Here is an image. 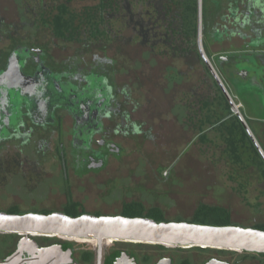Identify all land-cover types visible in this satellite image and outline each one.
I'll use <instances>...</instances> for the list:
<instances>
[{
	"label": "flooded vegetation",
	"instance_id": "1",
	"mask_svg": "<svg viewBox=\"0 0 264 264\" xmlns=\"http://www.w3.org/2000/svg\"><path fill=\"white\" fill-rule=\"evenodd\" d=\"M60 1L63 0H19V20L12 21L0 12V41H11V45L0 48V72L6 71L10 55L20 46L27 50L21 77L24 81L30 80L28 87L21 90L24 96L19 99L17 112L0 114V213L118 216L122 214L121 211L112 214L110 210H90L91 197L95 203H104L110 196L119 194L121 163L125 161L129 164L130 160L142 156L147 145H168L162 112H157L155 108L147 111L144 106L137 107L133 96L137 87L145 97L149 94L147 87H141L145 85L144 78L129 77L128 83L122 84L121 65L108 56L106 49H93L94 42L76 43L78 47L71 54L60 56L65 51H56L53 47L56 46L54 41L62 40L40 25L41 15ZM170 1H128L133 41L148 47L147 53L153 60L170 57V63L174 64L187 58L199 67L202 54L199 41L202 40L204 51L211 55L224 86L237 100L245 101L247 107L255 106L258 116L255 122L264 125V0H211V16L207 25L201 23L202 33L195 13L193 35L184 34L181 19L178 18L180 11L176 6V14H173ZM182 1L176 0V4L180 6ZM195 4L197 9L198 0H195ZM171 15L173 20L177 18L176 24L180 23V35L169 43L168 34L162 33V23L166 26ZM112 17L114 20L121 18L115 13ZM29 25H33L34 30L30 31ZM79 35L75 37L82 39L83 35ZM113 35L117 37L119 33ZM186 39L190 41L187 44ZM41 40L45 42L41 44ZM172 44H176V48ZM151 61L150 58L147 60ZM169 73L180 80L179 83L173 82L172 87L179 90L187 79L184 72L171 66ZM56 80L64 85L58 95L52 87ZM34 84L35 88L32 87ZM178 90L171 100L173 106L185 103L183 90L180 95ZM11 93L13 91H6L8 96ZM61 96L64 97L61 98L64 105L54 107ZM247 97L252 100L251 104L247 102ZM14 99L15 96L8 100L11 102ZM78 103H82V110L78 108ZM73 106L77 107L78 113L71 111ZM170 116L166 114L165 119L169 123H176L179 134L177 143L184 144L185 126L191 123V119L194 125L189 130L196 135L170 166L157 167L155 181L164 185L172 180L173 169L179 166L190 146L200 148L198 114L193 117L185 107L180 119L174 115L171 119ZM245 129L241 128L244 140L249 141L260 155ZM163 170L166 175L159 176ZM101 242L99 261L95 243L91 242L94 253L79 252V255H75L74 249L73 257L77 264H132L131 261L133 264H175L171 255L157 257L153 262L140 261L127 247H148L166 253L182 250L156 245ZM106 243L124 246H111V251L106 252ZM209 251L264 258L259 254ZM246 260L244 257L233 262L209 257L202 264L208 261L246 264ZM257 264H264V260Z\"/></svg>",
	"mask_w": 264,
	"mask_h": 264
},
{
	"label": "rangeland",
	"instance_id": "2",
	"mask_svg": "<svg viewBox=\"0 0 264 264\" xmlns=\"http://www.w3.org/2000/svg\"><path fill=\"white\" fill-rule=\"evenodd\" d=\"M18 1L0 0V12L2 15L10 18L12 21L19 20L20 11ZM204 2L208 4L206 7H208L210 12L211 0H204ZM95 4H97L96 0H80L71 3L70 7H72L76 14H79L82 8L91 5L94 6ZM123 6L124 2L120 5L122 15L120 16V23L122 26L118 25L117 20H114L111 15H106L108 24H111V28L120 34L117 37L115 36L114 40L110 37L111 40L108 39L106 42L102 40L95 41L92 48L95 50L98 48L106 49L108 56L119 62L122 67L120 75L122 84L128 83L129 77L133 79H137L138 77L144 78L145 85L141 87H147L149 94L145 97L144 93L137 87V91L133 93V96L136 98L137 107L144 106L147 111L155 108L157 112H162L164 132L167 133L168 138L165 141L168 142V145L164 142V144L147 145L143 149L142 156H137L134 160H130V162L127 160L129 164L125 161L122 162L119 194H115L113 197L110 196L104 203H95L91 197L88 208L90 210H110L112 214H117L120 211L122 214L131 212L135 215L153 216L160 221L192 223L197 220L208 219L211 221H221L223 225L243 228H263L264 163L262 160L264 161V125H259L257 127L258 133H254L252 125L249 124L250 120L247 118L248 115L244 111L245 109L242 110L244 107L240 108V116L238 117L241 118L242 123L246 126L250 134V139L251 141L253 140L252 142L260 155L252 148L250 142L246 141V139L244 140L241 135H236V133L230 135L222 127L221 132L225 131L224 134L229 135V137L224 138L222 135H218L217 131L205 132L208 131L206 124L200 127L198 125V130L200 131V148L190 146L179 166L173 169V173L171 174L172 180L169 181L168 185L158 184L155 181L157 167L161 166L166 168L170 166L172 161H174L189 142L192 141L194 135H196V133L189 130L194 125V121L191 119V123H187L185 126L184 144L177 143V136L179 137L178 127L175 122L169 123L165 119V115L168 114L170 116V112L172 117L176 116L179 119L181 118L182 114H184L185 107L188 108L187 103L193 101L192 88L198 92L195 94V97L198 98L194 100L197 104V99H199V115L201 120L202 115L207 116V114H210L213 117V113L207 112V110H210V107H207L203 111V114L200 109L202 108L201 102L204 104H206L205 101L209 104L212 102L214 90L219 92L222 103L226 107V110L221 113V116L216 117L220 119L225 118L222 126L232 127L237 116L230 112L229 106L221 94L218 84L212 78L209 66H212V69L217 75L219 74L211 60V55L209 56L204 51L202 40L199 41L203 56L199 58V67L192 59H189V61L187 58H185L184 62H176L175 64H171L168 58L162 60L156 58L153 60L148 54V47L133 41V30L129 26H125L128 16L123 11ZM202 12V1L198 0L196 13L200 32L202 31ZM23 27H21L20 31ZM82 27L84 29L85 25ZM29 29L30 31L34 30V26L29 25ZM24 32L26 31L24 30ZM44 42L45 40H41V44ZM10 43L11 41H0V48L7 47V45H11ZM54 43H56V46L53 48L56 51H65L60 53V56H67L78 47L76 43L70 41H54ZM235 43L237 44L238 42ZM213 49L220 52L217 47ZM149 58L152 60L151 62H147ZM171 66L184 72L187 78L179 90L178 88L174 90L172 88L174 87L173 82L179 83L180 80L176 76L171 77L172 73H169ZM161 75H163V79H161ZM181 89L184 95L189 97V101L187 99L185 100L186 103H179L173 106L171 101L172 97H175V93L177 94L176 90H178L180 95L182 93ZM226 90L228 91L227 88ZM246 99L251 104L252 100L249 97ZM174 101L175 103L177 102V100ZM254 107L251 106L250 112ZM190 108L192 112V103ZM215 134L218 135L217 138L214 137ZM219 138L222 139V142L218 140ZM158 175L164 176L166 174L163 170ZM129 204L132 207L124 208L125 205L129 206ZM217 213L218 217L216 216ZM42 238L46 237L36 239V242L41 246H47L48 244L56 242L55 240H45ZM15 240L16 238L14 237L3 238L0 236V259L12 249ZM73 246L76 251L75 255H79V252H95L94 246L91 244L74 242ZM104 246L106 252H108L111 251V246L117 247L124 245L106 243ZM118 248L124 249V247ZM127 248L137 255L140 261L145 259L148 262H153L155 258L167 255H171L174 258L175 264H202L209 257H217L233 262L246 257V264H257L258 261L264 260V258L258 256H238L233 253L211 252L208 249L201 248H188L168 253L148 247Z\"/></svg>",
	"mask_w": 264,
	"mask_h": 264
},
{
	"label": "water",
	"instance_id": "3",
	"mask_svg": "<svg viewBox=\"0 0 264 264\" xmlns=\"http://www.w3.org/2000/svg\"><path fill=\"white\" fill-rule=\"evenodd\" d=\"M26 55V49L16 47L9 57L6 71L0 72V114L17 112L19 99L24 96L21 90L26 89L30 82L27 79L24 81L21 77V67ZM32 87L35 88V84ZM52 87L56 89L58 95L63 91L64 85L56 80ZM6 91L13 93L8 96ZM13 96L15 99L10 102L8 99ZM61 98L64 99L63 96L57 98L54 107L64 105ZM78 108L82 110V103H78ZM71 109L72 112L78 113L77 107L73 106ZM0 118L2 120V117ZM0 234L20 236L14 252L0 264H77L71 247L64 249L58 243L39 246L34 238L40 237L95 243L98 261L101 241L156 245L168 249L201 248L264 254V230L198 222H156L142 217L89 214L71 217L62 213L49 215L0 213ZM131 263L133 264V261ZM205 264L227 263L208 261Z\"/></svg>",
	"mask_w": 264,
	"mask_h": 264
},
{
	"label": "trees",
	"instance_id": "4",
	"mask_svg": "<svg viewBox=\"0 0 264 264\" xmlns=\"http://www.w3.org/2000/svg\"><path fill=\"white\" fill-rule=\"evenodd\" d=\"M75 1H80V0H63V1H60L62 3L58 2L56 4H53L54 8H50V10L48 9L46 12H44V14L41 15V17H42L41 24H40L41 28H44L47 31H50L57 38H60L63 42H69L70 41V42H74V43H82V42L85 43V42H91V41L97 42L99 40L106 42V41H108V39H110V40H111V38L113 40L115 39L113 34L116 33L117 31L113 30L111 28L112 27L111 24H108L109 22H107V20H106V15L112 16L113 13H115V14H119L120 16H122L121 11H120L121 10L120 5L122 2H124V6L122 7V9L125 13H127V16H128V5L127 4H128L129 0H96L97 4H95L94 6L91 5V6H86V7L82 8L81 9L82 11L79 14H76L73 11L72 7H70V4L75 2ZM83 1H85V0H83ZM170 3L173 4L172 5L173 8L170 9V11L173 9V14H176V6L180 11V16L178 18L181 19V27H183L184 34L185 35H188V34L193 35L194 34V30H193L194 25L193 24H194V17H195V13H196L195 0H183L182 3L180 4V6H178L176 4V0H171ZM202 5H203L202 23H203V26H205V25H207L210 12H209L208 7H206L208 4H206L204 2V0H202ZM170 18L171 19L168 21L166 26H163L164 23H162V33L168 34L169 43H172V40L177 39V36L180 35V32L178 30L179 29L178 26L180 25V23L176 24L177 18L175 20H173L172 15L170 16ZM120 21H121V18H119L116 21V22H118V25H121ZM83 25H85L84 29L82 27ZM125 26H129L130 28L132 27L131 23L129 21V16L125 22ZM79 34L83 35L82 39H80L77 36L75 37V35H79ZM189 42L190 41H187V39L185 40L186 44ZM172 45L174 48H176V44H172ZM169 59H170V57H169ZM175 63L176 62H174V64ZM192 91H194V90H192ZM216 92H217V90L213 91V98H212L211 104H209L207 101H205V103L208 105L207 106L206 104L201 102L202 108L200 109V111L202 112V114H203V111L207 107H210V110H207V112L210 113L213 111L214 114L222 113L223 111L226 110V107L224 106V104H222V99L220 98L219 92H217V93ZM225 100H226V98H225ZM203 124L204 125L206 124V126L208 127L207 130L209 128L215 126V128L220 127L219 130L223 127L224 130H226V132L229 133L230 135L233 133L234 134L236 133V135H240V134L242 135V133H243L241 130V128H243V126L237 117H236V121L232 124V127L222 126V123L217 122V120H215V118L213 121L208 116H202L201 125L204 126ZM231 128H234V129L231 130ZM205 132H207V131H205ZM224 132L225 131H223L222 134H224ZM122 216L123 217H129V218H134V217L149 218V219H152L156 222H169V221H163V220L160 221L156 217H153V216L148 217V216H142V215H135L134 213H131V212H126V213L122 214ZM216 216L218 217V213L216 214ZM71 217H77V216H71ZM196 222L203 223V224H209V225L226 226V225L221 224V221H218V220L211 221L208 219H201V220H197ZM192 223H194V222H192ZM253 228L264 230V227L263 228L253 227ZM0 236L3 238H5V237L16 238V240L13 243L12 249L9 252H7L6 255L4 256V257H8L11 253L14 252V250L16 248V244L18 243L20 236H18L16 234H6V235H0ZM42 239L55 240L56 242L52 243V244L58 243V244L62 245L64 249L71 247L73 250V255H74V246H73L74 243L68 242V241H62V240L57 239V238H42ZM36 243L38 244V242H36ZM52 244H48L47 246L52 245ZM38 245L41 246L40 244H38ZM259 255L264 256V254H259Z\"/></svg>",
	"mask_w": 264,
	"mask_h": 264
},
{
	"label": "crops",
	"instance_id": "5",
	"mask_svg": "<svg viewBox=\"0 0 264 264\" xmlns=\"http://www.w3.org/2000/svg\"><path fill=\"white\" fill-rule=\"evenodd\" d=\"M210 56V55H209ZM209 71H210V73H211V69H210V66H209ZM216 73V72H215ZM212 74V78H214V76H213V73H211ZM217 74V73H216ZM219 74V73H218ZM219 77H220V75H218ZM221 78V77H220ZM213 80H215V78L213 79ZM216 84H217V82H216V80L214 81ZM191 90H194L193 88L191 89ZM197 90H194V91H192L193 93H192V96H193V101L191 102L192 103V108H193V110H192V112H191V108H190V105H191V103H190V101H189V97L188 96H185V100H187L188 99V101H189V103H187V106H188V108H187V110H189V113L191 114V115H195V114H198V116H199V127L201 126V119H200V115H199V104H198V100L199 99H197V104H196V101L194 100L195 98H198V97H195V94L196 93H198V92H196ZM220 91H221V94L223 95V97H224V99H225V96H224V94H223V92H222V90L220 89ZM230 94H231V92H230ZM233 95V94H232ZM198 96V95H197ZM233 96H235V95H233ZM227 100V99H226ZM225 100V101H226ZM238 101L241 103V105H242V110H244L245 111V113H247V118L250 120V125H252V127H253V131H254V133L255 132H257L258 133V130H257V127H259V125H261L260 123H258V122H255V119H257L258 118V116H257V114H256V109H255V107L253 108V110L250 112V109H251V107H247L246 106V103H245V101H243V100H240V99H238ZM227 102V104H228V106H229V103H228V101H226ZM185 103H186V101H185ZM211 104V103H210ZM222 104H224V103H222ZM210 113H213V111L212 112H210ZM202 116H206V115H202ZM208 117H210V119L211 120H213L214 121V118H215V120H217V122H220V123H222L224 120H225V118L223 117L222 119H220V118H216V117H218V116H221V113H218V114H214L213 113V117H212V115H210V114H208L207 115ZM240 120V119H239ZM240 122H241V124H242V120H240ZM242 126L244 127V128H246V126L244 125V124H242ZM219 128L220 127H217V128H215V126H213V127H211V128H209L208 129V131L207 132H211V131H217L218 132V135H222L224 138H226V137H229V135L227 134H222V128L219 130ZM247 132H248V130H247V128L245 129ZM239 134V133H238ZM248 134H249V132H248ZM218 135H214V137H216L217 138V136ZM241 135V134H240ZM250 135V134H249ZM241 137H243L242 135H241ZM219 141H221L222 142V139L221 138H219L218 139ZM244 141V140H243ZM227 144H228V141H227ZM225 146H228V145H225ZM258 151V150H257Z\"/></svg>",
	"mask_w": 264,
	"mask_h": 264
},
{
	"label": "built area",
	"instance_id": "6",
	"mask_svg": "<svg viewBox=\"0 0 264 264\" xmlns=\"http://www.w3.org/2000/svg\"><path fill=\"white\" fill-rule=\"evenodd\" d=\"M211 72L213 73V76L219 86V88L222 90L225 98L227 99L228 103H229V109L230 112L232 114H234L235 116H237V118H239L238 116H240L239 110L242 107L241 103L238 102V100L235 98V96H233L232 94H230L226 88L224 87V85L222 84L221 79L218 77V75L213 71V69H211ZM241 120V118H239Z\"/></svg>",
	"mask_w": 264,
	"mask_h": 264
},
{
	"label": "bare ground",
	"instance_id": "7",
	"mask_svg": "<svg viewBox=\"0 0 264 264\" xmlns=\"http://www.w3.org/2000/svg\"><path fill=\"white\" fill-rule=\"evenodd\" d=\"M236 252V251H235Z\"/></svg>",
	"mask_w": 264,
	"mask_h": 264
}]
</instances>
